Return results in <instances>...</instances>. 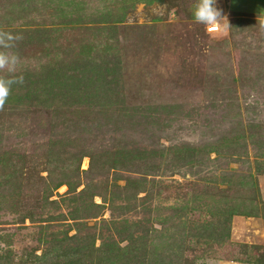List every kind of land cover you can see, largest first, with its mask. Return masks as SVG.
<instances>
[{"label":"rangeland","instance_id":"obj_1","mask_svg":"<svg viewBox=\"0 0 264 264\" xmlns=\"http://www.w3.org/2000/svg\"><path fill=\"white\" fill-rule=\"evenodd\" d=\"M195 3L0 0L24 76L0 110V264H264V16L217 0L209 31ZM121 148L154 162L105 161Z\"/></svg>","mask_w":264,"mask_h":264},{"label":"clouds","instance_id":"obj_2","mask_svg":"<svg viewBox=\"0 0 264 264\" xmlns=\"http://www.w3.org/2000/svg\"><path fill=\"white\" fill-rule=\"evenodd\" d=\"M195 22L202 24L207 30H220L229 27L227 15L217 6V0H196L193 9ZM21 34L0 29V110L12 93L14 85H23L21 57L16 50Z\"/></svg>","mask_w":264,"mask_h":264},{"label":"trees","instance_id":"obj_3","mask_svg":"<svg viewBox=\"0 0 264 264\" xmlns=\"http://www.w3.org/2000/svg\"><path fill=\"white\" fill-rule=\"evenodd\" d=\"M81 141H82L81 139L74 137V136H71V138H70L69 134L59 133V136L56 139H52V140L48 141L47 148L52 149V148L64 147V146L67 147L69 144L73 145V147H72L73 149L75 148V146H77L78 148H81V145H79V143H82ZM113 151L114 152H112V153H109L107 151L103 152L102 155L104 156L105 161L108 160V159H106V157L109 154L118 155L117 156L118 158H121L119 155L122 154L123 158H121V163H123L125 165L126 164H135V165H139L141 167H144L142 165H145V162H141V160H144V161L145 160L146 161L151 160L154 162V159H155L154 155H153V157H151L149 155V153H155V151L153 149H148L147 150L148 152L146 154L141 148H139V149L138 148H129V149L121 148V149H116V150L114 149ZM78 153H79V151H78ZM143 154H145L146 157H144ZM155 155H156V153H155ZM71 157H74V155H72ZM115 161H117V160H115ZM116 163L117 162H113L112 164L117 165ZM90 166H92V163H89V167ZM63 177H64L63 174L51 172L50 170L46 171L45 179L47 180V187H50V190H53V189L57 188L59 185L65 184L66 185L65 193L70 192L71 191L70 190L71 183L67 179H65V177L64 178Z\"/></svg>","mask_w":264,"mask_h":264},{"label":"crops","instance_id":"obj_4","mask_svg":"<svg viewBox=\"0 0 264 264\" xmlns=\"http://www.w3.org/2000/svg\"><path fill=\"white\" fill-rule=\"evenodd\" d=\"M228 12L264 16V0H226Z\"/></svg>","mask_w":264,"mask_h":264},{"label":"built area","instance_id":"obj_5","mask_svg":"<svg viewBox=\"0 0 264 264\" xmlns=\"http://www.w3.org/2000/svg\"><path fill=\"white\" fill-rule=\"evenodd\" d=\"M209 31H213V30H209Z\"/></svg>","mask_w":264,"mask_h":264}]
</instances>
